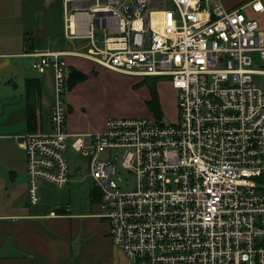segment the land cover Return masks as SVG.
<instances>
[{"label":"built area","instance_id":"1","mask_svg":"<svg viewBox=\"0 0 264 264\" xmlns=\"http://www.w3.org/2000/svg\"><path fill=\"white\" fill-rule=\"evenodd\" d=\"M70 10V11H69ZM73 53L136 78H167L178 122L110 118L101 132L65 130V53H27L55 73L47 133L16 137L29 203L39 187L64 188L68 149L87 159L97 217L133 264H264V0L225 9L219 0H64ZM90 14L83 27L77 15ZM252 54L262 62L253 67Z\"/></svg>","mask_w":264,"mask_h":264},{"label":"crops","instance_id":"2","mask_svg":"<svg viewBox=\"0 0 264 264\" xmlns=\"http://www.w3.org/2000/svg\"><path fill=\"white\" fill-rule=\"evenodd\" d=\"M89 1L93 6L95 0ZM249 1L219 0L227 10ZM67 18L64 0H0V264H133L109 240L107 224L97 217L90 182L85 178L71 177L64 188L41 185L36 205L27 197L26 159L17 148L16 137L49 131L56 89L54 69L47 67L37 73L30 67L35 59L25 55L65 53L67 68L88 79L91 72L98 71L91 61L73 55L85 53L89 41L65 38ZM75 18L87 30L95 24L100 46L102 31L92 16ZM27 79L35 80L40 94L34 128L27 124ZM83 83L65 91L69 101ZM104 128L105 123L101 131ZM75 129L69 126V130ZM85 174L87 177V169Z\"/></svg>","mask_w":264,"mask_h":264},{"label":"rangeland","instance_id":"3","mask_svg":"<svg viewBox=\"0 0 264 264\" xmlns=\"http://www.w3.org/2000/svg\"><path fill=\"white\" fill-rule=\"evenodd\" d=\"M251 58L253 67L261 69L262 62L258 55L252 54ZM97 67L98 71L73 91L70 101L69 93L68 96L66 92L61 95L65 107V129L68 132H101L105 121L110 118H153L152 111L146 105L151 83L157 85L164 122L168 125L178 122L176 92L170 83L163 84L167 83V78H154L157 81L155 82ZM256 79L264 90V76H258ZM69 126L76 129L71 131ZM64 156L68 161L71 177L76 178L78 175L90 182L85 174L87 159L71 149H68Z\"/></svg>","mask_w":264,"mask_h":264},{"label":"trees","instance_id":"4","mask_svg":"<svg viewBox=\"0 0 264 264\" xmlns=\"http://www.w3.org/2000/svg\"><path fill=\"white\" fill-rule=\"evenodd\" d=\"M66 72H67V76H66L67 91H71L75 86H77V84L84 82L88 79L86 75L73 68H67ZM92 74L94 75L95 72H92ZM143 79H150L157 82L152 77H147ZM151 84L152 85H150L149 87V98L146 101V105L150 108L153 114V118L150 119L156 121V123H160L161 121H164V118L161 110L160 100L158 97V92H157L158 89L156 83L155 85H153V83ZM163 84H169V83L167 81V83H163ZM25 86H26L27 124L29 127L34 128V126L37 123V116L39 115V96H40L39 88L34 79H29V80L27 79ZM33 134H37V133H33ZM90 196H91L90 197L91 202L93 204L97 203L100 200L98 195L96 196L92 194V191Z\"/></svg>","mask_w":264,"mask_h":264}]
</instances>
